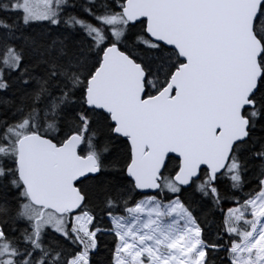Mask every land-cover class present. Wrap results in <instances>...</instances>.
<instances>
[{"label":"snow or ice","instance_id":"snow-or-ice-1","mask_svg":"<svg viewBox=\"0 0 264 264\" xmlns=\"http://www.w3.org/2000/svg\"><path fill=\"white\" fill-rule=\"evenodd\" d=\"M0 264H264V0H0Z\"/></svg>","mask_w":264,"mask_h":264}]
</instances>
